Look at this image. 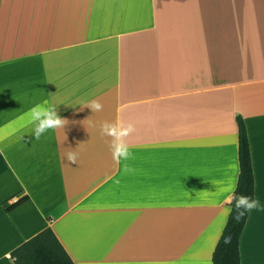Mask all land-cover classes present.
I'll return each instance as SVG.
<instances>
[{
	"label": "crops",
	"instance_id": "0c3cea01",
	"mask_svg": "<svg viewBox=\"0 0 264 264\" xmlns=\"http://www.w3.org/2000/svg\"><path fill=\"white\" fill-rule=\"evenodd\" d=\"M43 101L69 123L35 140ZM236 115L259 202L240 264H264V0H0V264L45 227L75 264H211ZM117 120L120 164L100 132Z\"/></svg>",
	"mask_w": 264,
	"mask_h": 264
},
{
	"label": "trees",
	"instance_id": "16d2710c",
	"mask_svg": "<svg viewBox=\"0 0 264 264\" xmlns=\"http://www.w3.org/2000/svg\"><path fill=\"white\" fill-rule=\"evenodd\" d=\"M237 125L238 176L235 185L237 195L254 198V177L250 146L243 118L235 117ZM24 199L19 200V204ZM229 213L221 234L214 246L211 264H240L239 239L249 212L242 217L234 202H229ZM239 214V218L235 215ZM229 238L228 241L225 238ZM14 264H75L50 227H45L10 251Z\"/></svg>",
	"mask_w": 264,
	"mask_h": 264
},
{
	"label": "clouds",
	"instance_id": "9594fccd",
	"mask_svg": "<svg viewBox=\"0 0 264 264\" xmlns=\"http://www.w3.org/2000/svg\"><path fill=\"white\" fill-rule=\"evenodd\" d=\"M85 107L90 108L93 112H99L103 106L98 100H92ZM29 116L32 124V137L35 140H39L41 136L49 130H55L58 128H65L69 123L66 119L61 118L57 114L55 107H50L47 101H43L34 105L29 109ZM134 131V127L131 124L125 125L123 121L117 120L115 122H103L100 126V132L102 136L111 138L109 147L112 153V159L116 164H120L122 160L127 161L132 157L129 151L126 138ZM66 160L71 163L77 162V154L74 151H69L66 154ZM124 171L129 172L131 169L127 164L124 165ZM223 192L224 189H219ZM231 201L234 202V207L242 217L246 212H249L258 207L259 202L251 197L245 195H237L233 189Z\"/></svg>",
	"mask_w": 264,
	"mask_h": 264
},
{
	"label": "water",
	"instance_id": "95a60500",
	"mask_svg": "<svg viewBox=\"0 0 264 264\" xmlns=\"http://www.w3.org/2000/svg\"><path fill=\"white\" fill-rule=\"evenodd\" d=\"M235 217H236V218H239V214L237 213V214L235 215ZM225 240L228 241L229 238L227 237V238H225Z\"/></svg>",
	"mask_w": 264,
	"mask_h": 264
}]
</instances>
